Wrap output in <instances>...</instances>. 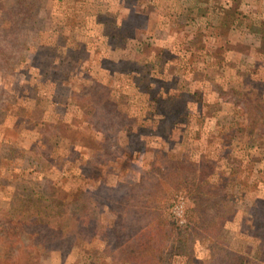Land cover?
<instances>
[{"label": "rangeland", "instance_id": "374dc122", "mask_svg": "<svg viewBox=\"0 0 264 264\" xmlns=\"http://www.w3.org/2000/svg\"><path fill=\"white\" fill-rule=\"evenodd\" d=\"M173 1L0 0V264H264V0Z\"/></svg>", "mask_w": 264, "mask_h": 264}, {"label": "trees", "instance_id": "16d2710c", "mask_svg": "<svg viewBox=\"0 0 264 264\" xmlns=\"http://www.w3.org/2000/svg\"><path fill=\"white\" fill-rule=\"evenodd\" d=\"M200 180L202 181V178H200ZM203 182L206 183V185L213 189V191L208 190L206 191H202V190H195V192H193L191 194L192 197V201L194 202V207L193 210L195 211H199L201 209H203L206 205L208 206H214L216 207V211H218L219 213V221L224 223L226 220L230 219V213L232 212L233 209V205L230 204L228 201L225 202V200L223 199V196H227L230 193L224 191V188L220 187L219 185H216L214 183H210L209 179H203ZM232 200V197H229V200ZM230 204V207L228 206ZM60 236L62 234H59ZM182 236H184L185 234H181ZM60 239V238H59ZM177 249V248H176ZM178 253H183L184 250H182V248H179V250H176Z\"/></svg>", "mask_w": 264, "mask_h": 264}, {"label": "crops", "instance_id": "0c3cea01", "mask_svg": "<svg viewBox=\"0 0 264 264\" xmlns=\"http://www.w3.org/2000/svg\"><path fill=\"white\" fill-rule=\"evenodd\" d=\"M167 2L166 3V7H168L169 5H172L173 3H174V1L173 0H164V2ZM182 2L184 3V4H186V5H191V0H182ZM194 2H196V1H194ZM189 8L190 7H188V9L186 10V12H187V14L189 13ZM169 9H171V8H169ZM120 11H126L125 9H122V10H120ZM125 15V14H124ZM166 16H165V23H161L160 24V26H158L159 25V23H157V24H155V22H154V24L151 26V29H155V30H159V29H163V31H165V33L167 32V34H168V36H169V39H174V37L176 36V35H178L180 32L181 33H184V34H187V33H189V29H190V25H188V24H186V23H182V25L179 27L180 29H177V26H175L174 24H173V22H174V18L176 17V14H174V12L173 11H169V12H167V14H165ZM181 16L183 17V16H185V10L182 12V14H181ZM162 20V19H161ZM100 22H102V21H98V26L101 24ZM102 26V24L99 26V27H101ZM235 27L236 26H231L230 27V31L228 32V34H230V33H232L233 32V30H235ZM162 31V30H161ZM235 52V51H234ZM233 52V53H234ZM234 55H235V53H234ZM239 54H237V55H235L236 57L238 56ZM0 80H3V72H2V70H1V72H0ZM1 83V82H0Z\"/></svg>", "mask_w": 264, "mask_h": 264}]
</instances>
